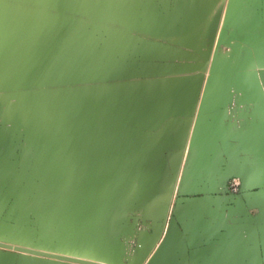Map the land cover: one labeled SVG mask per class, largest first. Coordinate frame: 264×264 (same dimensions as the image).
<instances>
[{"label":"rangeland","instance_id":"obj_1","mask_svg":"<svg viewBox=\"0 0 264 264\" xmlns=\"http://www.w3.org/2000/svg\"><path fill=\"white\" fill-rule=\"evenodd\" d=\"M85 2L0 0V129L20 135L19 162L26 163V175L36 181L23 190L32 187L40 196L38 215L30 220L37 250L102 264H137L166 210L167 223L171 220L179 192L176 180L191 163L200 138L144 136L153 125L133 119V100L142 89L134 94L111 67L88 66L81 74L79 65L69 63L81 28L95 25L87 9H81ZM243 33L245 43L231 40L220 49L236 73L222 68L212 76L213 88L193 94L185 89L183 95L219 99L216 114L229 119L221 125L223 130L227 126L228 138L258 147L263 161L241 152L249 171L259 176L256 171L264 168V33L254 27ZM204 60L199 73H183L172 81L194 77L201 86L209 76V61ZM86 88L93 92L84 94ZM254 127L262 130L263 145L257 146L250 135ZM236 142L228 145L241 150ZM160 178L168 182V198L146 206L142 189ZM232 178L221 181L219 195L240 191L239 180L229 187ZM15 218L6 217L5 210L0 223L10 228ZM4 236L0 233V245L11 244Z\"/></svg>","mask_w":264,"mask_h":264},{"label":"crops","instance_id":"obj_2","mask_svg":"<svg viewBox=\"0 0 264 264\" xmlns=\"http://www.w3.org/2000/svg\"><path fill=\"white\" fill-rule=\"evenodd\" d=\"M85 1L81 9H87L95 25L81 28L69 63L79 65L81 74L88 66L111 67L113 76L127 82L123 85L134 94L142 89L133 100V119L153 125L144 136L200 138L191 163L176 180L179 192L172 218L153 264H264V168L254 176L241 152L250 153L246 140H230L227 126L221 129L227 118L216 114L219 99L192 95L195 89L210 90L216 81L207 88L194 77L172 81L205 68L203 55L226 9L240 34L254 27L262 36L264 0ZM185 89L192 90L191 96L183 95ZM19 142L18 133L0 129V216L6 210V217L17 220L10 228L0 223V233L12 242L8 246L39 249L30 220L38 215L40 196L32 187L23 190L36 181L26 175V163L19 162ZM229 142L238 143L241 150ZM187 152L185 147L181 164ZM231 176L242 179L240 191L219 195L221 181ZM167 184L162 178L147 183L142 189L145 205L166 201ZM8 250L0 247V264H72Z\"/></svg>","mask_w":264,"mask_h":264},{"label":"water","instance_id":"obj_3","mask_svg":"<svg viewBox=\"0 0 264 264\" xmlns=\"http://www.w3.org/2000/svg\"><path fill=\"white\" fill-rule=\"evenodd\" d=\"M214 35H212V38L210 37L208 42V48L205 54L203 55L204 58L209 61L208 67H206V71H208V77L205 78V83L207 86H210L212 84V76H219V73L222 72V68H225V71H234V68L229 67L227 62L229 61V57L223 56L220 54V49L226 46L228 41L234 40L239 41L242 43L246 42L247 36L240 34L239 27L236 28L231 24V11L230 9H226L223 19L221 21V24H216L214 28ZM235 53L236 51L233 50ZM206 65V63H205ZM205 71V70H204ZM236 73V72H235ZM215 82V81H214ZM233 178L239 179L240 182H242L241 178L238 176H232ZM226 185V182L224 181V184L222 188L224 189ZM169 210H167L168 212ZM167 212L165 213L162 224L160 226V230L156 234L153 240H151L146 248L139 254L137 258V264H152L154 260L153 253L157 248V245L159 244L163 231L167 225ZM1 248L13 250L16 252L26 253L33 256H38L42 258H48L56 261H63V262H69L72 264H102L98 262H92V261H85L80 258H72L69 256H63V255H56L54 253L50 252H44L37 249H29V248H18V247H12L8 245H0Z\"/></svg>","mask_w":264,"mask_h":264},{"label":"bare ground","instance_id":"obj_4","mask_svg":"<svg viewBox=\"0 0 264 264\" xmlns=\"http://www.w3.org/2000/svg\"><path fill=\"white\" fill-rule=\"evenodd\" d=\"M16 34H17V32H16ZM15 34V35H16ZM17 39V38H16ZM245 61V60H244ZM262 62V61H261ZM248 63V62H247ZM249 66V65H248ZM243 67H245V66H243ZM255 77V76H254ZM74 90V89H73ZM81 91V90H80ZM79 91V92H80ZM84 94H88L89 95V93L91 94L92 92H93V90H89V89H84V91H82ZM82 94V93H81ZM78 96V95H77ZM93 97V96H92ZM95 99V98H94ZM60 100V99H59ZM95 101V100H94ZM97 101V100H96ZM61 102V101H60ZM262 130L259 128V127H254L252 130H251V133H250V135L252 136V138H254V141L255 142H257V146L258 145H263V136H262V132H261ZM63 133V132H62ZM240 141V140H239ZM242 141V140H241ZM243 142V141H242ZM246 142H247V145L244 143V145H246L247 147H246V149H248V152H250L251 154H253L254 156H256V157H259L260 158V156H259V154H258V152H256V150H257V148L258 147H254L253 146V148H251L248 144H252V141H250V140H246ZM252 146V145H251ZM256 146V145H255Z\"/></svg>","mask_w":264,"mask_h":264},{"label":"built area","instance_id":"obj_5","mask_svg":"<svg viewBox=\"0 0 264 264\" xmlns=\"http://www.w3.org/2000/svg\"><path fill=\"white\" fill-rule=\"evenodd\" d=\"M239 179L237 178H232V180L229 182V187L230 188H235L239 184Z\"/></svg>","mask_w":264,"mask_h":264}]
</instances>
